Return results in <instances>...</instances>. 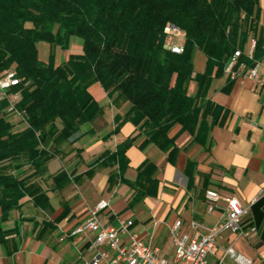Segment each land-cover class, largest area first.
Returning a JSON list of instances; mask_svg holds the SVG:
<instances>
[{
	"label": "trees",
	"instance_id": "trees-1",
	"mask_svg": "<svg viewBox=\"0 0 264 264\" xmlns=\"http://www.w3.org/2000/svg\"><path fill=\"white\" fill-rule=\"evenodd\" d=\"M167 24L185 32L180 54L164 47ZM262 33L258 0H0V74L14 69L19 83L11 90L20 94L16 121L8 101L0 100V244L13 231L3 227L10 211L29 199L50 208L41 186L47 162L103 113L89 91L92 83L113 104H128L115 130L129 120L147 141L167 149L173 126L180 124L197 140L204 117L220 113L205 98L210 82L224 74L237 49L239 61L249 66L261 60ZM250 36L256 38L254 61L245 56ZM72 37L81 41V52L69 53L65 65L54 63L53 51L48 62L38 57L39 42L67 49ZM196 50L206 58L201 73L193 68ZM132 141L117 146L111 163L125 167ZM52 177L56 187L66 182L63 171ZM52 229L42 222L38 236Z\"/></svg>",
	"mask_w": 264,
	"mask_h": 264
},
{
	"label": "crops",
	"instance_id": "crops-1",
	"mask_svg": "<svg viewBox=\"0 0 264 264\" xmlns=\"http://www.w3.org/2000/svg\"><path fill=\"white\" fill-rule=\"evenodd\" d=\"M258 26L264 29V0H258ZM74 42L76 49H72ZM42 43L37 44L38 51ZM81 47L73 37L67 49L51 47L60 49L58 58L56 51L53 55L54 63L65 65L69 53H80ZM261 61L264 74V55ZM192 62L195 73L204 71L206 58L200 50ZM196 90L193 82L190 94ZM89 91L103 113L83 124L47 162L41 186L50 208L43 210L29 199L9 212L3 227L13 231L7 243L0 244V264H84L95 251L93 234L71 232L101 199L109 203L101 213L103 223L132 219L139 237L157 245L169 259L175 221H182L184 232H190L189 222L194 219L216 223L225 218L226 201L232 196L247 208L241 228L256 227V231L247 236L222 231L208 262L239 264L227 251L232 248L251 264H264V86L254 89L250 79L229 82L225 73L213 78L205 98L220 113L204 117L197 140L180 124L173 126L168 133L173 144L167 149L147 141L129 120L115 130V120L128 104H113L97 82ZM127 138L133 141L125 151L127 164L121 168L118 162L111 163L109 155ZM59 171L65 173L66 182L56 187L52 175ZM207 189L220 195L210 213L204 197ZM42 222L53 229L39 237Z\"/></svg>",
	"mask_w": 264,
	"mask_h": 264
},
{
	"label": "built area",
	"instance_id": "built-area-1",
	"mask_svg": "<svg viewBox=\"0 0 264 264\" xmlns=\"http://www.w3.org/2000/svg\"><path fill=\"white\" fill-rule=\"evenodd\" d=\"M164 47L174 54L184 51L185 32L177 26L167 24L164 27ZM264 41V29L262 33ZM256 46V38L250 36L245 49V56L253 60V52ZM240 50H235L226 65L224 73L230 80L242 81L250 79L254 89L264 86V74L260 72L261 60H256L252 65L239 61ZM18 78L14 69H9L0 74V100L8 101V110L19 116L15 105L20 99L17 91H12L13 86L18 85ZM206 211L212 212L220 195L216 190L207 189L204 192ZM108 201L101 199L91 207L85 219L77 225L72 235L90 232L93 234L95 251L84 264H169L168 258L163 256L159 247L151 241H144L134 229L132 219H120L114 225L105 224L101 220V213L108 208ZM247 212L235 197H229L226 201L225 218L213 224H206L200 220L189 222L190 232L181 230L182 221L177 220L170 229L173 243L171 264H209L208 255L216 246V240L224 230L238 232L245 236L256 231V227L241 228V219ZM230 256L239 264H251V261L232 248L227 249Z\"/></svg>",
	"mask_w": 264,
	"mask_h": 264
},
{
	"label": "rangeland",
	"instance_id": "rangeland-1",
	"mask_svg": "<svg viewBox=\"0 0 264 264\" xmlns=\"http://www.w3.org/2000/svg\"><path fill=\"white\" fill-rule=\"evenodd\" d=\"M74 40H79L78 38L76 37H73ZM75 43L77 42H74L72 44V49H76L77 47L75 46ZM79 44V47H80V42L78 43ZM51 51H53V49L51 48V46L47 43V42H43L40 46H39V51H38V56L41 60L45 61V62H48L52 57H51ZM56 51V56L57 58L59 57L60 55V49H57L55 50ZM55 51H53V54L52 56L54 55ZM195 53V52H194ZM193 57H194V54H193ZM11 119L16 121L17 119L13 116V115H10ZM168 262L170 263L171 262V257L168 259Z\"/></svg>",
	"mask_w": 264,
	"mask_h": 264
}]
</instances>
